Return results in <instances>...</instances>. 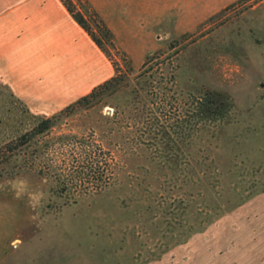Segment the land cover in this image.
Listing matches in <instances>:
<instances>
[{"label": "rangeland", "instance_id": "obj_1", "mask_svg": "<svg viewBox=\"0 0 264 264\" xmlns=\"http://www.w3.org/2000/svg\"><path fill=\"white\" fill-rule=\"evenodd\" d=\"M154 1L114 5L116 38L73 0L122 79L3 166L40 230L2 264H264V0ZM213 92L224 118L197 112ZM41 117L0 85V144Z\"/></svg>", "mask_w": 264, "mask_h": 264}, {"label": "crops", "instance_id": "obj_2", "mask_svg": "<svg viewBox=\"0 0 264 264\" xmlns=\"http://www.w3.org/2000/svg\"><path fill=\"white\" fill-rule=\"evenodd\" d=\"M89 1L118 38L108 12L114 5L125 6L126 0ZM132 1L137 10H150L155 3ZM193 1L208 8L207 0ZM144 34L142 27L133 37ZM114 74L110 58L61 0H0V85L32 113L58 112ZM26 174L0 178V264L40 230L30 188L21 179Z\"/></svg>", "mask_w": 264, "mask_h": 264}, {"label": "trees", "instance_id": "obj_3", "mask_svg": "<svg viewBox=\"0 0 264 264\" xmlns=\"http://www.w3.org/2000/svg\"><path fill=\"white\" fill-rule=\"evenodd\" d=\"M61 1L72 17L88 32L98 47H100L110 58L108 48H106L105 44L112 49H116V44L111 29L105 24L99 14L95 10H92V8L86 7L85 5L83 6V10L77 9L73 0ZM90 22L94 24L98 33L101 35L100 37L91 30ZM149 59L150 58L148 57L144 63H146ZM121 79V76L118 73H115L110 79L94 87L88 94L78 98L73 103L67 105L60 111L51 114L50 116L39 118L30 129L0 144V178L3 177V166L13 157L21 154V152H24L25 150L27 151V149L33 144H37L40 137L54 127L57 118L72 109L88 107L93 100L101 97L105 91L120 84ZM196 103L198 114L206 117L224 118L230 108L229 100L221 94L214 92L203 94L198 101H196ZM32 164L33 162L28 165L25 163L24 165L27 168H31ZM191 229L194 228L191 227Z\"/></svg>", "mask_w": 264, "mask_h": 264}]
</instances>
